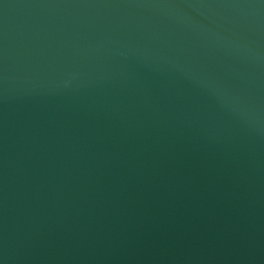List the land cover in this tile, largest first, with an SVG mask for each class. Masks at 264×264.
I'll use <instances>...</instances> for the list:
<instances>
[{
    "label": "water",
    "instance_id": "obj_1",
    "mask_svg": "<svg viewBox=\"0 0 264 264\" xmlns=\"http://www.w3.org/2000/svg\"><path fill=\"white\" fill-rule=\"evenodd\" d=\"M0 264H264V0H0Z\"/></svg>",
    "mask_w": 264,
    "mask_h": 264
}]
</instances>
